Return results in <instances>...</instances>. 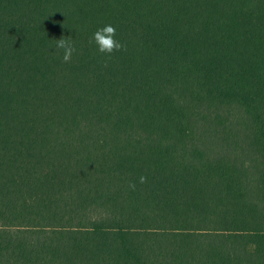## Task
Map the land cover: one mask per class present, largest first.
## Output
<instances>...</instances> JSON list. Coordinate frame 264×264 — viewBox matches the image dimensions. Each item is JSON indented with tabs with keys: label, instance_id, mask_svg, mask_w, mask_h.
<instances>
[{
	"label": "trees",
	"instance_id": "trees-1",
	"mask_svg": "<svg viewBox=\"0 0 264 264\" xmlns=\"http://www.w3.org/2000/svg\"><path fill=\"white\" fill-rule=\"evenodd\" d=\"M0 264H264V0H0Z\"/></svg>",
	"mask_w": 264,
	"mask_h": 264
},
{
	"label": "clouds",
	"instance_id": "clouds-1",
	"mask_svg": "<svg viewBox=\"0 0 264 264\" xmlns=\"http://www.w3.org/2000/svg\"><path fill=\"white\" fill-rule=\"evenodd\" d=\"M116 26L112 24H107L102 28H98L91 37L90 43H94L97 51L101 53L111 54L114 51L124 50L126 45L117 39L116 37ZM55 48L63 50V60L68 62L72 59L73 53L76 51L74 42L71 39L62 37L56 39ZM146 181L145 176L140 177V182ZM131 188H135L136 185L133 183L130 185Z\"/></svg>",
	"mask_w": 264,
	"mask_h": 264
}]
</instances>
